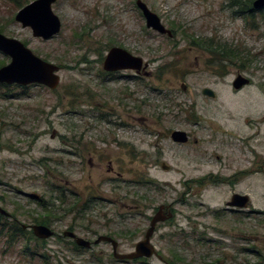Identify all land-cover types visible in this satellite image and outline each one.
<instances>
[{"label":"rangeland","instance_id":"obj_1","mask_svg":"<svg viewBox=\"0 0 264 264\" xmlns=\"http://www.w3.org/2000/svg\"><path fill=\"white\" fill-rule=\"evenodd\" d=\"M35 1L0 0V34L59 67L61 84L55 91L0 85V207L28 227L41 226L39 218L48 217L57 237L42 243L28 236L11 245L8 229L1 234L7 223L0 221V264H84L82 253L62 238L71 227H77L80 238L85 227H123L138 242L157 210L170 204L176 220L162 227H179V172L194 159V138L208 143L210 130H216L228 144L240 145L242 139L256 148L264 144V11L238 15L241 10L230 8L231 0H143L167 28L179 32L174 46L146 34L135 0H58L53 12L61 33L43 41L15 20ZM202 39L238 51L244 61L211 60L191 46ZM114 47L142 57L150 64L151 78L136 80L123 73L106 83L103 59ZM10 62L0 53L3 67ZM240 74L251 85L236 92L232 84ZM206 89L215 99L203 96ZM175 130L191 133L189 146L173 144L170 133ZM246 158L252 161L253 156ZM249 187L253 204L264 210V179L250 178ZM55 189L66 193L67 203L57 200ZM213 193L224 196L211 190V200ZM29 195L46 202L47 210ZM166 233L175 236L168 240ZM177 233L161 230L153 241L169 260L170 251L177 253ZM209 238L221 239L217 233ZM250 239L258 258L250 254L243 259L264 264V217L251 218ZM217 246L215 260L221 259ZM133 247L125 245L122 251ZM148 264L161 263L152 259Z\"/></svg>","mask_w":264,"mask_h":264},{"label":"flooded vegetation","instance_id":"obj_2","mask_svg":"<svg viewBox=\"0 0 264 264\" xmlns=\"http://www.w3.org/2000/svg\"><path fill=\"white\" fill-rule=\"evenodd\" d=\"M139 1L145 5L146 3L143 0H135L136 10L144 19L142 11L137 6ZM246 1L247 0H242L240 2L237 1L236 8L241 10L237 13L238 15H246L250 13L245 9ZM229 6L230 8L232 7V5ZM163 26L171 32L172 36L159 34L148 29L147 26L146 29L148 30V33L146 34L152 37L151 33H153L164 38L174 46H178L179 42L176 39V35L179 32L172 27L167 28L164 24ZM114 48H111L103 59V71L101 77H106L104 79L106 83L121 78L123 73H131L132 76L130 78L136 80L139 79L144 81L151 78L152 74L149 71L150 64L145 62L142 57L136 56L123 48L120 49H123L132 56L143 60L142 70L140 72L118 71L114 73L105 71L106 58L109 52ZM240 75H238L237 78ZM194 124L195 126L199 125L197 122ZM210 131L212 132L210 133L211 138L208 143H205L202 139L198 140L197 138H194V146L197 148L195 149L196 154H194V159L187 161L186 165H183V168H181L179 172V183L181 187L180 198L177 202L179 208L178 215L180 217L179 227H162L175 222L177 213L174 204L161 206L150 220L151 225L152 220L161 208L164 209L163 217L169 219L170 214L172 215L171 219L157 225L155 228V234L151 239L152 244L156 234L161 230L178 231V249L177 253L170 251L171 255H173L171 260H169L170 257L168 255L163 256L156 250L158 256L153 257L152 259H157L161 264H173L172 260L174 259L178 264H247L243 259L245 256L253 254L258 258V251L250 248V220L252 217H264V210L253 204L250 195L249 180L252 177H260L264 179V144H257L256 148L255 146L253 147L249 141H245V139L241 140L240 145L234 143L228 144V142L225 143L220 140L218 137V134H220L219 132L216 130H214V132L213 130ZM175 132L185 133L189 140L188 143H175L172 138V135ZM260 135L261 132H258L256 137L259 138ZM229 136L232 137L234 135L232 134ZM170 138L173 144L179 147L189 146L192 141V135L190 132L179 130L170 133ZM208 147H213V150H210ZM248 153L252 154V161H250L249 158H246ZM165 172L169 173L170 167H168V170ZM149 182L155 184L154 181ZM211 190L216 191L217 193H222L224 196L222 198H216V193H213L215 199L211 200L207 196V193ZM6 219L10 220L11 223L14 222L12 216L11 219ZM17 225L18 227H28L20 222H18ZM150 225L147 231L151 228ZM26 231L30 230L26 229ZM76 231L77 227H71L70 232L78 237L75 233ZM212 233H217L221 239L229 238L234 242H231L230 244L227 243L228 245H226L221 239L219 241H214L209 238ZM81 234V239L85 240L89 244V247L79 248L75 241L71 240V242L73 247L76 246L80 249V253L83 255L82 259L84 264H105L106 262L108 264H148V262L152 260L139 259L129 261L117 259L115 256V252L121 256L135 253L137 245L145 240L146 234L144 239L138 242H135L133 231L123 227H85L82 228ZM165 235H167L168 240H171L175 236V234L170 235V233H166ZM56 237L57 235L55 238ZM103 238L115 242L117 245L116 251L115 245L107 241H101ZM37 240L41 241L39 239ZM129 244H134L132 250L129 252H123L122 247ZM216 244H218L217 248H220L221 250L217 251L220 253L221 257L219 260H215L213 255L215 254L213 252ZM101 248H105L104 250L106 251H102ZM203 250L208 252L202 254L201 251ZM227 250H231V253L234 252L236 257L232 254L228 255V253H226Z\"/></svg>","mask_w":264,"mask_h":264},{"label":"water","instance_id":"obj_3","mask_svg":"<svg viewBox=\"0 0 264 264\" xmlns=\"http://www.w3.org/2000/svg\"><path fill=\"white\" fill-rule=\"evenodd\" d=\"M57 1L58 0H37L20 10L15 20L23 29H30L35 39L49 41L58 36L62 30V23L53 12V6ZM137 6L143 13L148 29L162 35L172 36L171 32L163 26L161 19L144 3L139 1ZM253 8L256 11L264 10V0H256L253 4ZM0 53L11 60L9 65L0 69V85L21 88L37 86L45 87L51 91H55L59 88L61 84V78L59 76L61 69L34 55L33 52L20 41L9 39L0 34ZM142 68L143 60L141 58L134 57L120 48L112 49L105 61V71L111 73L118 71L140 72ZM249 85L250 80L240 75L234 81L232 87L235 91H241ZM183 89H185L184 86ZM203 94L210 99H215L216 97L215 93L209 89H206ZM172 138L175 143L180 144H187L189 141L187 135L183 132H175ZM163 170L167 171L168 167L163 165ZM28 197L33 201H40V198L36 195H29ZM163 213L164 209L161 208L152 220L150 225L151 228L147 231L145 240L137 245L135 253L121 256L115 252L116 258L134 261L139 259L150 260L158 256L151 239L155 234L157 225L166 222L172 217L170 214L169 219L165 218L163 217ZM0 216L5 218L11 217V215L1 207ZM27 228L33 232L35 238L41 241H49L56 236L55 232L45 226L23 227L25 230ZM62 237L75 241L79 248L89 247V244L85 240L77 237L70 231H66ZM102 240L113 243L116 251L117 245L115 242L107 238H103L101 241Z\"/></svg>","mask_w":264,"mask_h":264},{"label":"trees","instance_id":"obj_4","mask_svg":"<svg viewBox=\"0 0 264 264\" xmlns=\"http://www.w3.org/2000/svg\"><path fill=\"white\" fill-rule=\"evenodd\" d=\"M231 1H232V6L236 7L237 1L240 2L242 0H231ZM255 1L256 0H247L246 1L245 9L248 10L250 12V14L264 11V10H262V11L254 10L253 3ZM20 8H22V7H20ZM0 32H2V30H0ZM191 46L204 50L206 53H208L210 55L211 60L214 59L217 62L218 61H221V62L244 61V56L242 54H240L238 51L226 49V47L220 48L215 44V42H213L211 40H206V39L203 40L202 39L201 41H197V42L193 40V42L191 43ZM3 65H4L3 63H0V69L3 67ZM222 65H224V64H222ZM4 87H6V86H4ZM6 88L10 89L9 87H6ZM17 88H20V87H17ZM25 89H28V88H23V90H25ZM143 182H146V184H151V182H147V181H143ZM138 184H140V183H138ZM53 193L58 194V197H56V198L62 204L68 202L67 201L68 198H67L65 192L55 189V190H53ZM53 198L54 197H52L51 199L53 200ZM39 202H40V205L45 210H47V208L45 207L46 202H44V201H39ZM46 213H48V215L52 216L50 212L46 211ZM11 216L14 219V222H12V223L10 222V220L0 216V221H2V222L5 221L7 223L6 225L9 226V227H6V225L2 226V231H1V234H4V233L7 234V229H8V233L11 234V238H10L11 240L9 241V244L13 245V244L17 243L18 240L24 239L28 236H31L32 238H34V235L32 232L29 233V231L23 230V227H18L17 224H18L19 220L17 219L18 218L17 214H13ZM45 218H48V217H43V219L39 218L40 223L38 225L50 227L51 225L48 222V219H45ZM9 224H11V225H9ZM42 243H46V241H42ZM74 250L77 251L78 253H80V249L78 247L74 246Z\"/></svg>","mask_w":264,"mask_h":264}]
</instances>
